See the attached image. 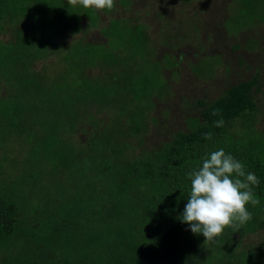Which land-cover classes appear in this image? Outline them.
Listing matches in <instances>:
<instances>
[{
    "label": "trees",
    "instance_id": "obj_1",
    "mask_svg": "<svg viewBox=\"0 0 264 264\" xmlns=\"http://www.w3.org/2000/svg\"><path fill=\"white\" fill-rule=\"evenodd\" d=\"M119 2L127 6L130 0ZM236 2L237 15L227 21L230 27L242 28L253 20L264 23V0ZM98 20L96 9L72 7L68 0H0V30L12 28L8 38L0 39V264H264L263 142L250 137L245 127L233 131L238 118L255 109V81L233 84L211 101L197 100L200 118H190L188 129L140 155L131 149L134 157L128 160L127 139L141 132L143 108L152 107L153 95H162L165 83L158 65L150 61L147 33L136 17L111 19L97 40L84 41L82 32L97 27ZM52 57L60 63L55 70L64 69L63 79L47 78L36 69L37 63ZM97 61L106 75L84 72ZM205 66L202 63L197 72ZM87 111L110 112L112 133L105 129L76 146L69 138ZM126 112L130 116L124 123L132 128L124 135L119 118ZM221 119L223 126H215ZM208 133L211 138L205 139ZM115 138L120 141L114 143ZM14 144L23 155V172L12 182L6 168L15 166L9 158ZM219 149L257 176L259 185L252 188L260 204L246 205L251 220L205 243L180 217L190 195L188 174ZM55 154L62 156V165L77 164L80 172L92 158L100 163L97 170L110 174L115 197L107 210L112 218L97 221L99 195L92 193L87 200L77 188L64 213L81 234L66 232L69 223H61L60 215L51 211L41 215L35 208L40 218L26 222L17 183L34 180L41 186L38 168L58 166ZM41 199L48 202L47 196ZM260 229L251 241V234ZM19 238L26 248L18 254ZM47 251L54 256L48 257Z\"/></svg>",
    "mask_w": 264,
    "mask_h": 264
},
{
    "label": "rangeland",
    "instance_id": "obj_2",
    "mask_svg": "<svg viewBox=\"0 0 264 264\" xmlns=\"http://www.w3.org/2000/svg\"><path fill=\"white\" fill-rule=\"evenodd\" d=\"M237 10L236 0H130L127 6L115 0L112 11L96 10L99 14L98 26L86 28L85 32H82L84 34H81V37L84 41H92L93 37L97 40L102 28L111 19L136 17L147 33L150 61L158 65L161 79L165 83L162 95L151 96L152 107L143 108L144 113L142 119L140 118V123L143 122L141 132L136 137L131 136L127 139L129 145L125 158L131 160L130 156L134 157L131 149L136 155H140L142 152L159 148L179 131L188 129L187 123L190 118L192 120L200 118L197 100L211 101L231 85L250 80L255 81L251 91L255 109L249 115L240 116L236 121L239 125L233 131L237 133V130L245 127L250 137L258 136L262 139L264 148V23L253 20L245 23L242 28H232L227 21L237 15ZM86 22L84 19L83 24L86 25ZM11 29L10 25H7L0 30V39L8 38ZM71 39L72 37L66 42L69 43ZM100 63L101 61H97L95 65L86 67L84 72L92 77L106 75L108 72ZM202 63L206 65L205 70L199 74L197 69ZM59 64L58 59L52 57L35 66L47 78L63 79L64 69L55 70ZM128 107L134 108L133 105ZM110 115V112L105 111L93 115L92 111L80 114L70 135V141L79 146L87 144L93 135L105 129H108L106 133H112ZM127 116L130 114L126 112L119 118L124 135L132 128L130 123H124ZM113 141L115 143L120 139L115 138ZM9 153V158L15 166L7 165L6 170L10 181L13 182V178L23 172L21 165L23 155L16 144ZM54 158L57 162L62 160L59 154H55ZM87 162L89 165L82 172L77 164L64 166L60 162L56 167L42 164L43 169L38 168L41 172H37V175L42 176L41 186L34 180L17 183L22 193L19 199L26 222L30 223L32 219L36 221L40 214L51 211L52 216L60 215L61 223L68 224L71 220L69 214L64 213L66 209L64 204L69 202L71 204L70 197L73 198V195L77 194V188L82 190L87 200L92 198V193L99 195L100 210L96 217L97 221L103 220V217L104 220L112 218L110 209L107 210L115 197L110 174L97 170L100 164L97 160L89 158ZM90 165L91 171L88 170V167L91 169ZM46 196L48 202L41 199ZM35 208L40 214L39 212L36 214ZM88 213L93 211L89 210ZM60 217L54 219L55 222L59 221ZM66 229V232L76 235L75 224L69 223ZM260 231L261 229L252 233L250 240L254 241L253 238ZM61 235L62 233H58V236ZM20 238L17 242V244L20 242L19 247L14 246L17 250L15 253L18 254L23 253L26 248V243L20 241ZM45 254L51 258L54 256L53 251L49 253L47 251ZM1 257L4 255H0V261Z\"/></svg>",
    "mask_w": 264,
    "mask_h": 264
},
{
    "label": "clouds",
    "instance_id": "obj_3",
    "mask_svg": "<svg viewBox=\"0 0 264 264\" xmlns=\"http://www.w3.org/2000/svg\"><path fill=\"white\" fill-rule=\"evenodd\" d=\"M72 7L112 11L115 0H68ZM218 115L219 111L213 113ZM221 119L217 127L223 126ZM211 133L205 135L210 139ZM190 195L180 217L190 226L193 234H202L205 242H211L222 235L226 228L236 229L252 219L246 205L260 204L252 186L259 185V179L252 172H246L244 165L223 149L216 150L203 160L202 167L189 174Z\"/></svg>",
    "mask_w": 264,
    "mask_h": 264
}]
</instances>
